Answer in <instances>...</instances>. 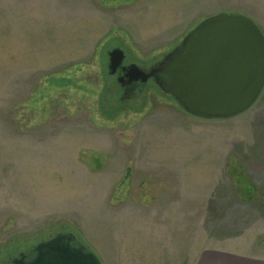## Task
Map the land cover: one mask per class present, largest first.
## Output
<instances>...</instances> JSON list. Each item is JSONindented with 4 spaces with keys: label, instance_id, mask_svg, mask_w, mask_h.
<instances>
[{
    "label": "rangeland",
    "instance_id": "1",
    "mask_svg": "<svg viewBox=\"0 0 264 264\" xmlns=\"http://www.w3.org/2000/svg\"><path fill=\"white\" fill-rule=\"evenodd\" d=\"M222 12L264 35V0H0V255L50 231L102 264L263 255L264 89L200 120L154 84L116 106L103 71L110 45L148 69Z\"/></svg>",
    "mask_w": 264,
    "mask_h": 264
},
{
    "label": "water",
    "instance_id": "2",
    "mask_svg": "<svg viewBox=\"0 0 264 264\" xmlns=\"http://www.w3.org/2000/svg\"><path fill=\"white\" fill-rule=\"evenodd\" d=\"M109 71L119 81L146 84L156 79L162 94L187 115L200 120H227L248 111L264 89V35L243 14L218 13L202 20L148 73L137 65L121 67L124 52L107 53ZM9 264H102L71 233L38 242L29 254Z\"/></svg>",
    "mask_w": 264,
    "mask_h": 264
},
{
    "label": "flooded vegetation",
    "instance_id": "3",
    "mask_svg": "<svg viewBox=\"0 0 264 264\" xmlns=\"http://www.w3.org/2000/svg\"><path fill=\"white\" fill-rule=\"evenodd\" d=\"M114 49H121V47L117 45L109 46L107 47V50L104 52V67L103 71L105 73V79L108 80L109 85L112 87L113 91L115 92L113 94V98L115 99V105L119 106V103H125L126 101H131L136 99L144 90L146 87L150 86L151 84H154L156 87V79H149L146 84H140L139 81H132L131 79H125L122 81H119L122 76L123 72L118 68L112 75H108L109 71L107 69L108 66V57L107 53L114 50ZM124 52V51H123ZM132 63H129L126 53L124 52V59L122 61L121 67H127L131 65ZM161 63L154 65L153 67H149L148 69H144L137 65L142 71L145 73H148L150 70L157 68L160 66ZM114 105V107H115Z\"/></svg>",
    "mask_w": 264,
    "mask_h": 264
},
{
    "label": "crops",
    "instance_id": "4",
    "mask_svg": "<svg viewBox=\"0 0 264 264\" xmlns=\"http://www.w3.org/2000/svg\"><path fill=\"white\" fill-rule=\"evenodd\" d=\"M195 264H264V253L260 256H254L249 251V256H235L222 249L204 250L197 256Z\"/></svg>",
    "mask_w": 264,
    "mask_h": 264
},
{
    "label": "trees",
    "instance_id": "5",
    "mask_svg": "<svg viewBox=\"0 0 264 264\" xmlns=\"http://www.w3.org/2000/svg\"><path fill=\"white\" fill-rule=\"evenodd\" d=\"M115 92L113 91V94ZM111 109L113 108H109L107 107V111L106 112H113ZM237 182H241V184L245 185L243 190H251V186L249 185V183L246 181L245 177L242 175H239V179L236 180ZM245 191V192H246ZM253 193V192H251ZM57 233H62V232H52L50 231L46 236H41V237H37L34 238L32 240H26V238H22V239H17L15 242H13L11 245H9L7 247L6 252H4L2 255H0V264H9L10 261L12 259H14L15 257H17L18 254L20 253H24V254H29L30 251L32 250V248L40 241L48 239L50 237H52L53 235L57 234ZM66 233V232H64ZM70 233V232H68Z\"/></svg>",
    "mask_w": 264,
    "mask_h": 264
}]
</instances>
